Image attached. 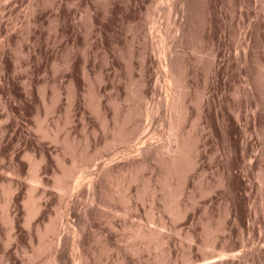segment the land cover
<instances>
[{
  "label": "rangeland",
  "instance_id": "374dc122",
  "mask_svg": "<svg viewBox=\"0 0 264 264\" xmlns=\"http://www.w3.org/2000/svg\"><path fill=\"white\" fill-rule=\"evenodd\" d=\"M181 136L177 216L160 178ZM56 262L264 264V0H0V264Z\"/></svg>",
  "mask_w": 264,
  "mask_h": 264
},
{
  "label": "bare ground",
  "instance_id": "6f19581e",
  "mask_svg": "<svg viewBox=\"0 0 264 264\" xmlns=\"http://www.w3.org/2000/svg\"><path fill=\"white\" fill-rule=\"evenodd\" d=\"M187 0H184V2H186ZM181 2V1H180ZM189 2V1H188ZM183 3V2H182ZM173 4V3H172ZM184 4V3H183ZM188 4V3H187ZM184 6V5H183ZM187 6V5H186ZM172 8V7H171ZM152 46V45H151ZM145 50V49H144ZM165 50V49H164ZM169 50V49H168ZM146 52V51H145ZM165 52V51H164ZM163 52V53H164ZM166 53V52H165ZM165 53H164V55H165ZM143 54V53H142ZM167 56V54L165 55V57ZM162 57H164V56H162ZM167 60V59H166ZM164 61L165 62V66L167 65V61ZM171 61V60H170ZM161 62H163L162 60H161ZM169 63H171V62H169ZM163 65V66H164ZM161 66H162V64H161ZM169 66V65H168ZM175 66V65H174ZM167 67V66H166ZM173 67V65L170 67V68H172ZM175 67H177V65L175 66ZM161 69H163V68H161ZM167 70V69H166ZM166 70L164 69V72L166 73ZM175 70H176V68H175ZM174 70V67H173V70H172V73H171V75H172V78H170V81H171V79H173V81H174V83L176 82L177 83V85H176V87L177 86H180V84H181V82H182V79L184 78V74L182 75V74H180V72L179 71H175ZM163 71V70H162ZM168 72H170L169 71V69L167 70ZM167 72V73H168ZM181 72H183L182 71V69H181ZM165 74V75H168V74ZM170 75V74H169ZM170 75V76H171ZM183 76V78H182V76ZM169 77V76H168ZM185 79V78H184ZM183 79V80H184ZM168 80H169V78H168ZM168 80H167V83H169L168 84V86H170V88H171V82H168ZM182 84H183V82H182ZM173 85V84H172ZM175 85V84H174ZM173 85V86H174ZM184 85V84H183ZM182 86V85H181ZM167 87V86H166ZM176 87H174V88H176ZM187 87V86H186ZM168 88L169 87H167V89H166V92H168V91H170L168 94L170 95H168L169 97H171L173 100H171L172 101V109L175 107V108H177L178 109V112H180V110L183 112V109H184V107L182 106L183 105V103H184V101L183 100H185V99H183V97L185 96V93H184V91L181 89L178 93H176V91H175V93L172 95L171 94V90H168ZM169 88V89H170ZM178 88V87H177ZM183 89L185 88V87H182ZM172 89V88H171ZM168 90V91H167ZM175 90V89H174ZM173 90V91H174ZM179 90V89H178ZM186 91V90H185ZM187 92V91H186ZM186 97V96H185ZM169 99V98H168ZM170 100V99H169ZM171 101H168L169 103L168 104H170V102ZM185 104V103H184ZM171 105V104H170ZM185 106V105H184ZM174 108V109H175ZM186 109L185 110H187V107H185ZM174 109H173V111H174ZM177 109H176V111H175V113L177 114ZM182 112H180V114L182 113ZM185 112V111H184ZM179 114V113H178ZM177 114V115H178ZM186 115H187V113H186ZM173 117V116H172ZM175 117V116H174ZM184 116H183V113H182V115H179V116H176V118H174V121L172 122V120H171V124H172V126H171V124H170V126H171V128L172 129H175V128H177V126H179V124L180 123H182L183 121V119H185V118H183ZM126 120L128 119V118H125ZM125 121V120H124ZM128 121V120H127ZM182 121V122H181ZM171 129V130H172ZM173 131V130H172ZM174 132H175V130H174ZM121 134V133H120ZM177 135V134H176ZM120 137V139H121V135L120 136H118V138ZM118 138H114V140H120V139H118ZM176 139V138H175ZM175 141H177V145H175L174 147H175V149H172V147H171V152L170 153H168V154H170V156H169V158L168 159H164V161L163 160H159V161H163V162H165V166L164 167H166L167 169V171L165 172L166 174L162 177V179L160 178V182L162 183H160L161 185H163L162 187H164V189H165V187H166V192H164L165 193V196H164V194L162 195V196H164V204H166V207H165V209L166 208H168V209H170L171 211H173V213L175 214V215H177V216H180L181 215V213H182V209L183 208H181V206H180V204H173L174 203V200L176 199V197L182 192V188H180L181 186H179V185H177V186H174V184H173V182H172V180L174 179V177H176V176H178L177 178H180L179 176H181V177H183V176H185V175H188L187 173L196 165L195 163H196V160H195V157H197V156H192V151H193V144H191L190 142H189V140H188V138H183L182 136H181V138H178V139H176ZM168 147V146H167ZM173 147V148H174ZM151 148V147H150ZM169 148H170V146H169ZM168 148V149H169ZM146 150V149H145ZM151 150V149H150ZM157 150V149H156ZM153 151V150H152ZM152 151H151V153H152ZM161 151V150H160ZM168 152H169V150H167ZM157 152V151H156ZM145 154H146V152H145ZM155 154V153H154ZM157 155H158V152H157ZM147 156V155H146ZM160 155H158V157H159ZM165 157V156H164ZM168 157V156H167ZM135 158V157H134ZM160 158V157H159ZM160 159H163V157L162 158H160ZM142 160V159H141ZM132 161H134V160H132ZM136 162H134L133 164L131 163V167H129V172H130V180H127V181H134L136 178H137V169L139 168V167H144L145 165V163L144 162H140V163H138V164H136ZM164 164V163H163ZM36 165V164H35ZM37 166V165H36ZM36 166L35 167H33L32 166V171H33V173H32V181L34 182V183H37V182H40V178H39V174H37L36 173V169H38V168H36ZM36 168V169H35ZM110 168V167H109ZM109 168H105V172H104V169H103V172H104V174L106 175V176H111V174H112V172H111V170L109 169ZM69 169V170H68ZM68 169H64V171L62 172V174H60V175H56V178H55V183H54V185H55V187L54 188H56L57 189V191H59V193H60V196L62 197V196H64V194L67 192V191H69L71 188H72V185H71V183H70V181H69V179L70 178H72V176H73V173H72V171H71V169L70 168H68ZM126 171V170H125ZM127 172V171H126ZM128 173V172H127ZM94 174H92V173H88L87 175H86V177L88 178L87 179V181H85V182H83L81 179H76V181H75V184H74V186H73V188H77V187H79V186H85V185H88L89 186V188L91 189V187H92V185L94 184V181H96L95 180V178H96V176H95V178H94V176H93ZM74 177V176H73ZM187 176H185V177H183V178H186ZM128 178V177H127ZM72 179H74V178H72ZM32 182V183H33ZM181 183H183V182H181ZM180 183V185H182ZM161 185H160V187H161ZM33 185H31L30 186V189L32 188L33 189ZM183 187V186H182ZM88 188V187H87ZM149 188V186L147 187V186H145L144 188H143V190H142V193L141 194H143L144 192H146L147 190H149L148 189ZM79 189V188H78ZM89 189V190H90ZM163 189V188H162ZM80 190V189H79ZM122 199L124 200V201H129V199H128V197L127 196H123L122 197ZM163 199V198H162ZM163 201V200H162ZM39 202V201H38ZM8 203V202H7ZM27 207H28V217H32L33 215H34V213L35 212H37V210H38V208H40L41 207V205H40V207H39V205L37 204V202H36V200L34 199V197L33 196H30L29 198H28V200H27ZM7 206V205H6ZM6 209V208H5ZM5 209H4V212H5ZM8 211V210H7ZM39 211V210H38ZM5 215V214H4ZM6 215H8L7 213H6ZM32 215V216H31ZM6 218H7V220L9 219L8 218V216H6ZM26 220L28 221V219L26 218ZM54 225V223L52 222L51 224H49L48 226H47V228H46V233L47 232H49L50 230H54L55 231V229H56V227H54L53 226ZM140 227H142V226H140ZM137 230L135 231V232H133V233H135L136 235H137V239H139V237H143L142 238V240L143 239H145V238H150V237H152L153 235H155L157 232H155V230H143V229H141V228H136ZM40 231H41V229H39ZM39 231V232H40ZM41 233V232H40ZM134 237H135V235H134ZM154 237V236H153ZM140 238V239H141ZM163 242V241H162ZM42 245L41 246H43L44 247V245H43V243H41ZM148 244H150V243H148ZM40 247V246H39ZM38 250V249H37ZM37 252V251H36ZM39 253V252H38ZM37 254V253H36ZM57 254V253H56ZM54 256V255H53ZM52 256V257H53ZM56 257V256H55ZM75 258V257H74ZM80 258V257H79ZM84 258V257H83ZM83 258H81L80 259V262H81V260L83 259ZM59 259V258H58ZM51 260V259H50ZM51 261H56V260H51ZM76 261H78V260H76ZM72 262V261H71ZM73 262H74V260H73ZM79 262V261H78ZM54 264H57V262L56 263H54ZM74 264V263H73Z\"/></svg>",
  "mask_w": 264,
  "mask_h": 264
}]
</instances>
